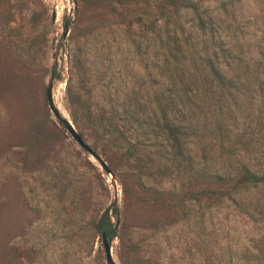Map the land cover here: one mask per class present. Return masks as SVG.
Returning a JSON list of instances; mask_svg holds the SVG:
<instances>
[{
    "label": "rangeland",
    "instance_id": "1",
    "mask_svg": "<svg viewBox=\"0 0 264 264\" xmlns=\"http://www.w3.org/2000/svg\"><path fill=\"white\" fill-rule=\"evenodd\" d=\"M224 1L247 43L264 45V0ZM121 19L109 6L81 0H0V264H107L94 224L114 205L120 238H106L113 264H126L131 246L139 262L128 264H250L264 250V221H251L230 200L214 196L186 202L181 213L178 200L204 185L195 182L189 193L155 176L153 185L173 190L163 207L138 190L119 153L82 137L111 170L112 186L110 175L49 112L51 82L55 106L71 121L65 83L75 81L69 70L76 48L95 108L139 89L141 69L126 39L150 32L138 24L122 27ZM153 48L149 44L148 52ZM240 102L232 130L250 142L240 157L256 170L264 166V102L244 96Z\"/></svg>",
    "mask_w": 264,
    "mask_h": 264
},
{
    "label": "trees",
    "instance_id": "2",
    "mask_svg": "<svg viewBox=\"0 0 264 264\" xmlns=\"http://www.w3.org/2000/svg\"><path fill=\"white\" fill-rule=\"evenodd\" d=\"M84 2L109 6L122 27L138 24L150 36L127 37L142 82L139 89L109 96L107 108L94 107L84 55L73 50L69 72L75 81H66L65 95L79 135L119 153L132 167L138 190L163 207L173 187L193 193L198 182L204 188L180 198L174 205L179 212L188 201L214 196L230 200L251 221H264V166L250 170L240 157L250 142L232 130L241 96L264 102V45H249L238 33L224 0L214 6L208 0ZM76 39L72 34L71 41ZM155 176L171 182L172 189L153 185ZM118 215L116 205L104 210L96 232L119 239L111 219ZM128 250L126 264L138 263L135 248ZM250 264H264V250Z\"/></svg>",
    "mask_w": 264,
    "mask_h": 264
},
{
    "label": "water",
    "instance_id": "3",
    "mask_svg": "<svg viewBox=\"0 0 264 264\" xmlns=\"http://www.w3.org/2000/svg\"><path fill=\"white\" fill-rule=\"evenodd\" d=\"M67 34V26L64 25L62 27L61 31V38L64 39ZM45 98L47 107L49 109V112L52 114L54 119L57 121V123L71 136L73 141L79 146V148L84 151L85 153L89 154L94 158V160L99 164V166L102 168L105 174L110 175L111 177V185L114 184V178L111 173V170L106 166L105 162L102 161V159L93 151L91 147H89L84 141L83 138L79 135V133L75 130L73 127L71 121H69L67 118L61 116L59 113L58 108L55 106L53 99H52V84L49 82L45 89ZM101 243L103 252L105 255V260L107 264H113V261L110 257V245L109 241L106 239L104 234H101Z\"/></svg>",
    "mask_w": 264,
    "mask_h": 264
}]
</instances>
